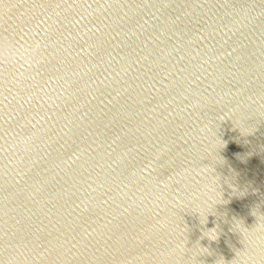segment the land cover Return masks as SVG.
I'll list each match as a JSON object with an SVG mask.
<instances>
[{"label": "water", "instance_id": "obj_1", "mask_svg": "<svg viewBox=\"0 0 264 264\" xmlns=\"http://www.w3.org/2000/svg\"><path fill=\"white\" fill-rule=\"evenodd\" d=\"M0 264H264V0H0Z\"/></svg>", "mask_w": 264, "mask_h": 264}]
</instances>
